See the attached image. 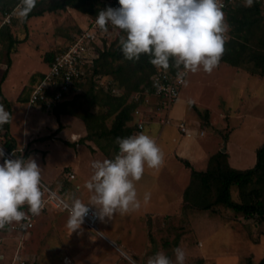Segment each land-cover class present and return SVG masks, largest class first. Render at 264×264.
Masks as SVG:
<instances>
[{
	"label": "rangeland",
	"instance_id": "obj_1",
	"mask_svg": "<svg viewBox=\"0 0 264 264\" xmlns=\"http://www.w3.org/2000/svg\"><path fill=\"white\" fill-rule=\"evenodd\" d=\"M235 1L233 0V3ZM16 9L17 7L5 16L0 13V30L8 26L13 37L22 41L21 44L17 45L16 53L10 56L12 61L10 67L6 64L5 43L2 44L0 41V81L7 71V80L3 83L2 89L12 103L13 112L10 128L19 145L15 151V156L18 157L25 153L30 154L29 156L35 159L41 168V181L52 191L60 192L63 196L66 195L69 198V202L72 203L73 198H78V195L84 196L88 200L91 193L85 188L84 184L93 174L92 162L112 159L115 155L116 142L107 134L112 128L114 116L104 120L107 107L89 104L81 98L75 100L70 109L77 114L93 113L96 115L93 122L95 128L103 125V130L99 131L101 133L93 136L92 140H87L85 137L89 134V131H86L85 123L80 118L71 116L75 118L76 122L80 123V128L77 129L76 127V130L74 129L73 131V134L77 135L75 136L76 138L72 139L71 137L74 141L73 143L77 147L79 146L80 149L75 147V144H67L71 143L69 141L70 138H66L64 133V137L61 139L64 140L66 138V140L58 139L57 142H51L52 137L50 138L47 135L58 128L59 124L51 112L45 111L40 106H38L39 111L48 117L44 126H42L43 131L36 134V136L32 134L30 138L28 137L23 146L20 145V142L22 131L26 127V121L29 119V122H31L35 115L33 112L30 115L27 112V108L30 110L35 106L32 107L26 104L31 90L35 86L32 84L33 79L42 73L48 72L46 71L48 66L44 60L46 54L64 49L73 37L86 27L89 18L92 17L68 8L64 11L46 13L42 17L21 22L18 16L14 14ZM225 18L227 21L226 12ZM108 34V45L112 40L115 41L117 37L124 35L119 29L113 30L112 27L109 28ZM229 38L228 35V40ZM256 41L255 37L252 43L256 44ZM116 44L118 45L119 41ZM225 64L219 62V66L211 74L204 72L202 69L196 73L187 72L186 81L180 88L179 98L175 106L182 99L186 101L200 133L205 130L207 132L204 139H198V141H208L207 147L218 151L221 144L225 143L226 138L231 143L237 141L245 149L243 154L246 155L245 164L247 166L255 158V149L264 144V79L259 80L258 78L250 77L247 86L244 88V101H242L240 99L242 95L240 88L242 89L244 86H242L240 80L233 79L234 70L229 68L228 64ZM248 67L249 70H252V65L242 68L243 70H248ZM180 69H183V67ZM112 80L114 81L111 76L97 77L95 91L99 93L103 84L108 86L113 83V97L124 95L126 88L119 87V82H113ZM81 85L78 91L79 95L84 94L89 87L85 83ZM105 92L101 91L100 93L104 94ZM19 95V100L21 101L17 102L16 99ZM135 100H140L138 108L145 123L143 133L156 130L157 134L163 125L159 127L154 122L160 123L164 117H170L171 110L169 112L162 111L159 100L146 90L130 94L127 102L130 103ZM241 101L243 102L242 108H239L237 112H244L243 114L247 116V121L242 126L241 121L236 120L235 115H232ZM193 105L198 110L192 107ZM210 107L218 111L214 117L219 119L220 111L222 114H226L227 118L212 122L211 115L206 112L207 108ZM4 108L7 111V108ZM137 122L138 118L134 116L130 125L133 126ZM171 123L172 120L165 125L166 127H163V138L155 141L164 154L163 167L158 171L146 168L141 179L142 184L136 185L138 198L141 201L140 209L124 215L114 214L111 219H100L98 228L102 236L93 233L97 238V242L93 243L90 241V244L85 247L90 251L89 259L99 255L102 261L106 260L112 263L147 264L150 256L162 251L175 261L173 249L181 247L186 254L185 264H216L214 259H207L204 262L199 256V243H195L194 240L197 237L201 239L206 237L202 249L209 256L223 254L228 249L232 253H245L251 256L247 258L246 263L248 260H251L252 263L260 262V260L264 259V222L260 221V219L256 217L248 219L243 214H238L223 206L215 207L214 211L207 212L192 210L183 206V195L190 184L191 171L172 155L173 144L171 143V137L173 135L178 136L179 133L173 134L174 130L172 129L175 127V122L173 121L172 125ZM181 124H184L187 129L190 126L188 122H181ZM76 125L78 126L77 123ZM62 127L68 132L73 125L64 121ZM228 128L230 129L228 130ZM231 130L234 131L230 133L232 135L229 137L228 134ZM169 131L171 132L169 133ZM214 131L217 132L216 135H219L217 139L211 137ZM180 133L183 134L181 131ZM3 134L4 132L0 131V145L2 147L5 141ZM169 134L170 138H167ZM82 141H84V144H80ZM36 143H41L37 150L34 146ZM225 145L220 151L226 148ZM3 163L4 160L0 159V164ZM204 165L206 166L207 163L194 164L195 170H205L203 168ZM70 171H74L77 177L73 181L70 180V183H65L64 176ZM71 184L72 187L70 186ZM78 185L83 187V191L80 193L76 190ZM65 186L69 188L66 194L63 192ZM145 193L151 194L150 200L146 204L143 202ZM214 198L215 196L212 195V201ZM232 198L237 202L242 200L240 190L236 187L232 189ZM39 216L37 217L35 228L28 234L13 231L7 225L0 229V256L5 257L2 262L0 260V264H10L17 250H22V248L25 249L26 247L28 252H34L39 248L40 244L50 240L54 241L57 235V238L62 239L60 238L62 237V232H59L61 229L57 228L58 220L57 223L52 221L41 224ZM56 216L62 222L64 218L68 220L69 213L59 214L57 212ZM228 223H234L239 229L230 230ZM40 225H43L41 230L40 228L37 229ZM35 231L36 233L33 234ZM85 231L87 232L88 230ZM209 233L210 235L208 236ZM249 239L255 240L254 244L248 242ZM109 241L115 243L116 247L125 252L129 258L120 253L118 249H115ZM132 250L136 251V253L132 254ZM94 253L95 255H93ZM21 254L24 256L23 252Z\"/></svg>",
	"mask_w": 264,
	"mask_h": 264
},
{
	"label": "clouds",
	"instance_id": "obj_2",
	"mask_svg": "<svg viewBox=\"0 0 264 264\" xmlns=\"http://www.w3.org/2000/svg\"><path fill=\"white\" fill-rule=\"evenodd\" d=\"M120 7L99 11L95 23L108 32V26L124 35L118 47L125 60L139 61L142 54L159 69L167 70L170 60L184 73L201 69L211 74L225 51V36L230 26L222 0H118ZM37 0H21L15 15L23 22L35 8ZM253 0H245L250 7ZM184 73H180L182 76ZM10 121V113L0 105V127ZM119 152L113 159L93 161L92 176L85 182L91 193L89 203L73 198L66 227L74 232L84 222L89 205L97 209L101 220L114 214L124 215L141 207L135 182L142 179L146 168L158 171L164 165V154L155 140L143 133L117 137ZM15 155V153H14ZM0 229L27 219L21 209L27 206L32 216L44 208L41 168L35 159H7L0 149ZM145 193L143 202L150 200ZM175 261L159 251L147 264H185L181 247L173 249Z\"/></svg>",
	"mask_w": 264,
	"mask_h": 264
},
{
	"label": "trees",
	"instance_id": "obj_3",
	"mask_svg": "<svg viewBox=\"0 0 264 264\" xmlns=\"http://www.w3.org/2000/svg\"><path fill=\"white\" fill-rule=\"evenodd\" d=\"M20 2L21 0H0V13L2 16L10 14L15 7L20 5ZM112 2L114 0H37L35 8L28 14L24 22L32 18L42 17L46 13H56L68 8L90 15V17H97L99 11L110 7ZM263 2L264 0H253V4L248 7L245 6V0H236L228 6L225 12L227 13V23L230 26L228 31L230 38L225 41V51L220 59V62L239 69L252 65V70H249V67L248 70H245L261 79L264 78ZM120 36L119 38L116 36V40H112L109 45L107 36L101 38L102 43L96 47L99 57L95 60L92 73L86 79L85 85L88 84L89 87L84 94L77 95L68 102L66 99L52 109H48L46 105L42 106L45 111L51 112L56 117L59 124L57 133L63 130L60 121L61 115H71L80 118L85 123L87 131H89V134L85 137L87 140H92L93 136L101 133L99 131L103 130V125L96 126V128L93 125L96 118L95 114H77L70 109L75 100L81 98L89 104L107 107L104 120L114 116L112 128L107 133L112 139L116 141L117 137L123 138L134 135L137 131V123L133 126L130 124L133 122L135 111L139 109L140 100L128 103L127 99L130 94L143 92L144 90L153 94L151 82L153 75L159 70L176 74L183 67H176L175 61L170 60L167 70H158L149 62L147 54H142L139 61L125 60L116 44ZM255 37L257 39L256 44L252 43ZM0 41L2 44L5 43L6 64L10 67L12 65L10 56L16 53L17 45L21 44L22 41L13 37L8 26L1 28ZM100 47H103V49L101 50ZM62 51L63 49L46 54L44 60L48 67ZM103 76H111L114 81L119 82V87L126 88V93L119 97H113V83L107 86L109 89L106 92L104 91L106 89L101 87V89H104L101 90L105 92L104 94L100 93L101 91L99 93L96 92V78ZM6 77L7 71L0 81V105L6 107L7 112L10 113V103L3 97L1 90ZM49 96H52V94H49ZM196 110L198 109L196 108ZM9 122L0 127V131L4 132L3 136L6 138L3 144L4 149L8 152H13L17 148L8 136ZM114 151L115 157L119 152L117 144ZM29 155L25 153L18 157L27 159ZM5 158L7 157L5 156ZM179 160L191 171L190 184L183 195L184 207L207 212L214 211L215 207L223 206L228 210L243 214L248 219L256 217L264 222V144L256 151L255 166L247 170L231 168L228 162V154L222 152H218L210 158L208 169L205 172L196 171L188 160ZM235 187L240 190L241 202L234 201L232 198V189ZM67 188L68 186H65L63 192ZM212 195L215 196L213 201L211 199ZM247 264L253 263L248 260ZM258 264H264V259L260 260Z\"/></svg>",
	"mask_w": 264,
	"mask_h": 264
},
{
	"label": "crops",
	"instance_id": "obj_4",
	"mask_svg": "<svg viewBox=\"0 0 264 264\" xmlns=\"http://www.w3.org/2000/svg\"><path fill=\"white\" fill-rule=\"evenodd\" d=\"M225 65H227V64H225ZM227 66L234 70L233 79L240 80L242 86H244L242 89L240 88V90H242L241 91L242 95H241L240 99L242 101H244V96H243L245 94L244 88L247 86V83L249 82L248 81L249 78L250 77H255V78H258L259 80H261V78H259L256 75L250 74L246 70L239 69V68H234V67H232L230 65H227ZM46 71H48V69ZM44 74L45 73H42L39 76L35 77L33 79L32 84H34V85L37 84L43 78ZM262 79H264V78H262ZM105 86H104V84L102 85L103 88H105ZM105 89H106L105 91H108L109 88H107V86H106ZM1 90H2L3 97L10 103V106H11L10 107V115H11V117H10V122H9L8 136H9L10 139H12L13 143L16 145V148H18L17 147V146H19L18 142H17L16 138L12 135L11 128H10L11 121H12V112H13L12 103L6 97L2 87H1ZM79 90L80 89L78 88L76 91L72 92L66 98L67 102L69 100H73L75 98V96L79 95V92H78ZM102 90H104V89H102ZM20 95L16 99L17 102L21 101V100H19L20 99ZM242 101H241L240 105L238 106V108H236L234 110V112L232 113L233 116L235 115L234 117H235L236 120L241 121L240 122L241 126H242L243 123H245L247 121V116H245L243 114L244 112H241V113L237 112L239 110V108H242L241 107L242 103H243ZM26 102H23V103L28 104V101H26ZM38 106H40V105H38ZM38 106L37 105L35 107L32 106L33 109L31 108L30 110H29V108H27V112H29V115L32 112L35 115H34V118L31 120V122H29V119L26 121V127L22 131V139H21V142H20V145H22V146H23L24 143H26V139L28 137L30 138L32 134H34L36 136V134H38V133L43 131L42 130V128H43L42 126H44V123L48 119V117H46L42 112L39 111V107ZM40 107H42V106H40ZM206 112L207 113L209 112V114L211 115L212 122H218L219 119H224V118L226 119L227 118V115L226 114H222L220 111H219V119L214 117L215 114L217 115L218 111H215L212 107L207 108ZM170 118L172 120L171 125L173 124V121H174L175 122V127H174V129H172L173 127H168V128H171L172 130H174L173 134L174 133H177V134L179 133L178 136L173 135V137H171L172 138L171 139V143L173 144L172 155L178 161H180L179 159L188 160L190 162V164L193 166L194 169H195L194 164H199L200 165V164L207 163L206 166L205 165L203 166V168L205 170L199 171V172H205L208 169L210 158L212 156H214L215 154H217L218 152H222L220 150L222 149L224 144H226L225 145L226 153L228 154V162H229V165L231 166V168L237 169V170H247V169L253 168L255 166V164H256V151H257V149L260 146L255 149V151H254L255 152V158L253 159L251 164L246 166V164H245L246 163L245 162L246 155L243 154V150H245V149H244V147L240 146L237 141H233V143H231L230 140L226 138L225 143L221 144L220 147L218 146L219 147L218 151L216 149H211V148L207 147L208 141H205V140L198 141L199 138H203L204 139L206 137V135H207V132L205 130L204 131V135L203 136L200 135V130L197 127L196 121L193 118V115H192L191 111L189 110V106H188V104H186V101L184 99H182L179 102V104H177L175 106V108L171 109ZM50 119H52V118H50ZM60 121H61L62 124H63L64 121H66L69 124H72L73 127L68 132H67L66 129H63V130H61L60 132L57 133V130L59 128V125H58V128H56L55 130H52V132L49 133V135H47L50 138L52 137L51 142H57L58 139L59 140H63L61 138H63L64 136L66 138H70V139H71V137L73 139V136H77V135L73 134V131H74V129L76 130V127H77V129L80 128V123L76 122L75 118H72L71 115H61ZM56 122H57V119H56ZM181 122H184V123L188 122V124L190 125V126H188V130H189V133H190L189 136L186 135V134L183 135V134L180 133L179 125L181 124ZM76 123L78 124L79 127L77 125L75 126ZM154 123H156L159 127L162 126L157 121H155ZM163 127H164V125L161 127L162 129L159 132H157V134H156V130H153V131L150 130V132L148 131L145 134L153 135L151 137L155 141H159L160 138H163V133H164ZM229 129L230 128H228V130ZM232 129H234V128H232ZM86 131H87V128H86ZM232 131H234V130H231V132H229V134H228L229 137H231L232 134H230V133H232ZM170 132L171 131H169V133ZM220 132H221V129H220ZM63 133H64V136H63ZM65 133H67V134H65ZM52 134H53V136H52ZM212 134L213 135L211 137L215 138V139H217V137L219 136V135H216L217 134L216 131L212 132ZM168 137L170 138V134H169V136H167V138ZM3 138H4V140H6V138L4 136H3ZM66 138H64V140H66ZM70 139H69V141L71 143H67V144H69V145L75 144V143H73L74 141L72 139H71L72 140L71 141ZM46 141H44V142H46ZM39 144H41V143H39ZM39 144L38 143L34 144L36 150H37V147L39 146ZM80 144H84V142H80ZM75 147H77L76 144H75ZM79 149H80V147H79ZM19 150H21V149H19ZM251 152H253V151H251ZM180 163H182V162H180ZM69 173L74 174L75 178L74 179H69L68 178V174ZM69 173H67L65 176L63 175L65 183H70V180L73 181L77 177L76 173L74 171H70ZM137 184L138 185L142 184V180H140L138 182H135V185H137ZM70 186L72 187V184ZM76 190L78 191V193H80V192L83 191V187L81 185H78ZM68 191H69V188H67V190L65 191V194L68 193ZM84 191H85V189H84ZM57 193L59 195H61V197H63L66 201L69 200V198L66 197V195L63 196L60 192H57ZM78 198L85 204L89 203L88 202L89 199L88 200H87V198L85 199L84 196H79L78 195ZM48 208L49 209H47L45 212H43L39 216L41 224L43 222L45 224V223L52 222V221H54V223H57V220H58V223H57L58 227L57 228L61 229L59 232H62V237H60L62 239L57 238L58 237V235H57V237L54 238L55 239L54 241L50 240V241H48L46 243L40 244L39 248H37L34 252H28V249L26 250V247H25V249L22 248V250H19V251L23 252L24 256L23 255L22 256L27 260L28 264H62V263H64L67 260L68 261H72L75 264H119L118 262H113L112 263L111 261H106V260L102 261V259H100L99 255H98V252H97V255H98L97 257H95V258L93 257L92 259H89L90 251H88L89 249H87L85 247L90 244V241L93 242V243L97 242V238H96V236L93 235V233H97L99 236H102L101 232L99 231V228H98V231H94V230L90 229L88 226H86L83 223L80 226L79 229H77L74 232H71L66 227L67 220L64 218L63 221L61 222L60 219L56 216L57 212H59V214L69 213V212L68 211H64V210H58L52 205H50V207H48ZM42 226L43 225L38 226L37 229L40 228V230H41ZM228 226H229L230 230H234L235 231V229L236 230L239 229L237 227V225L235 226L234 223H230V224L228 223ZM85 230H88V231L86 232ZM35 233H36V231L33 232V234H35ZM210 233L208 234V236L210 235ZM197 238H195L194 242L195 243H197V242L199 243V247H200L199 256L204 262H206L207 259L208 260L209 259L210 260L214 259L216 264H247L245 261L247 260V258L251 257V256H249L248 254H245V253L237 254L236 252L235 253L229 252L228 249L223 254H216L214 256H209L208 254H206L204 249H202L204 247V240H206V237L202 238V239L198 238V240H197ZM254 241H252V239L248 240V242H250L251 244L252 243L254 244ZM109 243L112 246H114L115 249H118L116 247L115 243H111L110 241H109ZM232 250H233V248H232ZM119 251L124 256L129 258L128 255L125 252H123L122 250H119ZM94 252H95V249H94ZM135 253H136V251L132 250V254H135ZM93 255H95V253ZM12 259H13V257H12ZM0 260L2 262L3 260H5V257L4 256H0ZM131 262H133V261H131ZM257 263L253 262V264H257Z\"/></svg>",
	"mask_w": 264,
	"mask_h": 264
},
{
	"label": "built area",
	"instance_id": "obj_5",
	"mask_svg": "<svg viewBox=\"0 0 264 264\" xmlns=\"http://www.w3.org/2000/svg\"><path fill=\"white\" fill-rule=\"evenodd\" d=\"M224 4L223 11L225 13L229 5L233 4V0H222ZM112 8H119L118 0H114L110 5ZM96 17L89 18L86 27L66 45L61 53H59L52 64L48 67V72L44 74L43 78L35 84L33 87L28 104L29 106H44L48 109H52L58 103H62L66 98L78 88L80 85L86 82V79L93 71V65L95 60L99 57V52L96 47L100 45L102 37H108V32L105 33L99 29L95 23ZM111 25L108 26V29ZM225 40H228L226 34ZM101 50L103 47H100ZM180 73H184V69H179L176 74L169 71L159 70L151 78L153 95L160 102V109L164 112H169L175 103L177 102L180 94V88L186 81L187 73L180 76ZM52 94V96H49ZM135 117L138 118L137 131L135 134L144 132L145 123L142 119V113L137 109L134 113ZM171 121V118L166 116L161 119V125H167ZM179 130L186 135H190L189 130L184 124L179 125ZM204 135V131L200 133ZM0 149L3 150L4 154L8 159H17L14 155L15 151L8 152L2 145ZM22 152V151H21ZM69 179H74L75 175L72 173L68 174ZM41 189L43 191L44 208L41 214L52 205L56 209L68 211L70 210L71 202L66 201L56 191H52L41 181ZM89 211L84 217V224L94 231H98V222L100 218L97 215V210L91 205L88 206ZM27 215V219L8 225L13 231H18L21 234H28L34 228L38 216H32L28 212L27 206L22 209ZM10 264H28L27 260L22 256L21 252L17 250L13 260ZM62 264H75L72 261H65Z\"/></svg>",
	"mask_w": 264,
	"mask_h": 264
},
{
	"label": "water",
	"instance_id": "obj_6",
	"mask_svg": "<svg viewBox=\"0 0 264 264\" xmlns=\"http://www.w3.org/2000/svg\"><path fill=\"white\" fill-rule=\"evenodd\" d=\"M222 153H226V148H224V149L222 150Z\"/></svg>",
	"mask_w": 264,
	"mask_h": 264
},
{
	"label": "bare ground",
	"instance_id": "obj_7",
	"mask_svg": "<svg viewBox=\"0 0 264 264\" xmlns=\"http://www.w3.org/2000/svg\"><path fill=\"white\" fill-rule=\"evenodd\" d=\"M73 138L75 139L76 137L74 136Z\"/></svg>",
	"mask_w": 264,
	"mask_h": 264
}]
</instances>
